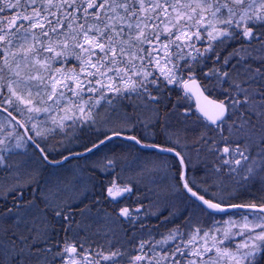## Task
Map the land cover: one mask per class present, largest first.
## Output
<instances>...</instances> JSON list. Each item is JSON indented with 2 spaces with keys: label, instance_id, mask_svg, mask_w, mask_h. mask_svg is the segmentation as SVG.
<instances>
[{
  "label": "snow or ice",
  "instance_id": "6c2138e0",
  "mask_svg": "<svg viewBox=\"0 0 264 264\" xmlns=\"http://www.w3.org/2000/svg\"><path fill=\"white\" fill-rule=\"evenodd\" d=\"M0 115V264H264V0H0Z\"/></svg>",
  "mask_w": 264,
  "mask_h": 264
},
{
  "label": "rangeland",
  "instance_id": "374dc122",
  "mask_svg": "<svg viewBox=\"0 0 264 264\" xmlns=\"http://www.w3.org/2000/svg\"><path fill=\"white\" fill-rule=\"evenodd\" d=\"M171 87V91H173L174 89V86H170ZM180 85H178V89H179ZM181 109L182 108H185V107H189L192 109V112L196 115L194 109L192 108V103L190 100H187L186 98L182 100L181 102ZM194 118V117H193ZM0 121H3V115H0ZM113 145H121V146H124L125 148L128 147V142L126 141H121V140H118V141H113ZM111 147V146H110ZM133 147V152H135V146H132ZM141 152H143L145 155H150V156H159L161 155L159 152H155V151H152V150H142L140 149ZM75 164V161L72 162V165ZM72 165H69V167H71ZM97 180H96V186H95V189H94V192L92 193V196L94 197H100L101 200H102V203H101V207H103L104 209H106L107 206V203L106 201H109L108 198L105 199L104 197L106 196V193H105V187L109 184L110 181L112 180H116L117 184H122L123 181H126L129 177V173H121L119 172V169L115 172H106V173H97ZM119 177V178H117ZM141 191H143V189H141ZM115 205H118V210H119V207H124V206H131L133 208L137 207V203H136V196L135 195H132V196H126V198L124 199H118V200H115V201H112ZM144 203L147 205L148 204V201L145 200ZM9 204H10V201H9ZM112 204V203H110ZM117 210V211H118ZM153 211L155 209H152ZM93 211L95 212V209H93ZM227 219V214H218L216 216V219ZM163 217H160L159 219H157L156 216H148L147 218H145L144 222L145 224L149 225V226H157L159 225V230L161 232L165 231L166 228H170L172 227L173 225L168 223V224H165L163 222ZM180 221H176V223H179ZM205 223H208V218H205ZM58 227V226H57ZM125 227H127V225H125ZM84 233L82 232L81 233V236H83ZM129 235H131V233H129ZM139 235V233H138ZM97 238V237H96ZM97 239H101L100 237H98ZM97 241H100V242H96L98 244L100 243H103V239L102 240H97Z\"/></svg>",
  "mask_w": 264,
  "mask_h": 264
},
{
  "label": "trees",
  "instance_id": "16d2710c",
  "mask_svg": "<svg viewBox=\"0 0 264 264\" xmlns=\"http://www.w3.org/2000/svg\"><path fill=\"white\" fill-rule=\"evenodd\" d=\"M76 62L75 61H71V64H75ZM210 63L211 62H209V65H210ZM171 88V87H170ZM174 90L173 91H171V97H172V100L173 101H175L176 99H177V97H182L183 95H182V91L180 90V89H178V85H174V88H173ZM216 95V93H213V96H215ZM184 97V96H183ZM182 102V101H181ZM182 107V106H181ZM183 109V108H182ZM106 203H107V205H105V206H107L106 207V210H108L109 212H112L113 210H118V205H115L112 201H106ZM110 203H112V204H110ZM162 222V221H161ZM58 226V225H57ZM137 235H138V233H137ZM98 238V237H97ZM96 237L94 238L95 239V241L96 242H100V241H97V240H102V238L101 239H97ZM104 243V242H103ZM100 244H102V243H100Z\"/></svg>",
  "mask_w": 264,
  "mask_h": 264
},
{
  "label": "water",
  "instance_id": "95a60500",
  "mask_svg": "<svg viewBox=\"0 0 264 264\" xmlns=\"http://www.w3.org/2000/svg\"><path fill=\"white\" fill-rule=\"evenodd\" d=\"M181 89H182V93H183V95H185V96H187L188 98L190 97V99L193 101V103H194V111L196 112V114L197 115H199V113L197 112V109H196V105H197V96L196 95H193L192 93H185V90L183 89V86L181 85V87H180ZM205 95H207L206 93H205ZM200 102L201 103H203V99L202 98H200ZM122 141H124V140H122ZM147 149H149V150H154V149H151V148H144V150H147ZM154 151H156V150H154ZM125 196H126V194H125ZM124 196V197H125ZM120 198H123V197H117L116 199H120ZM109 199H111V198H109ZM218 215V214H217ZM216 215V216H217Z\"/></svg>",
  "mask_w": 264,
  "mask_h": 264
},
{
  "label": "bare ground",
  "instance_id": "6f19581e",
  "mask_svg": "<svg viewBox=\"0 0 264 264\" xmlns=\"http://www.w3.org/2000/svg\"><path fill=\"white\" fill-rule=\"evenodd\" d=\"M119 208H121V207H119Z\"/></svg>",
  "mask_w": 264,
  "mask_h": 264
},
{
  "label": "flooded vegetation",
  "instance_id": "af4514ba",
  "mask_svg": "<svg viewBox=\"0 0 264 264\" xmlns=\"http://www.w3.org/2000/svg\"><path fill=\"white\" fill-rule=\"evenodd\" d=\"M106 193V192H105Z\"/></svg>",
  "mask_w": 264,
  "mask_h": 264
}]
</instances>
